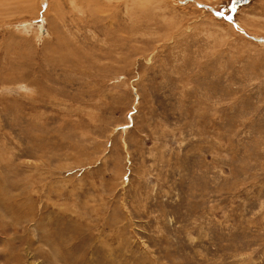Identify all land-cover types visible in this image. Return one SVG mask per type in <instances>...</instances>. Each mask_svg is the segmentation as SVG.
Returning <instances> with one entry per match:
<instances>
[{"label": "rangeland", "instance_id": "374dc122", "mask_svg": "<svg viewBox=\"0 0 264 264\" xmlns=\"http://www.w3.org/2000/svg\"><path fill=\"white\" fill-rule=\"evenodd\" d=\"M150 1L0 15V264H264V0Z\"/></svg>", "mask_w": 264, "mask_h": 264}, {"label": "bare ground", "instance_id": "6f19581e", "mask_svg": "<svg viewBox=\"0 0 264 264\" xmlns=\"http://www.w3.org/2000/svg\"><path fill=\"white\" fill-rule=\"evenodd\" d=\"M38 1V0H37ZM36 1V2H37ZM43 1H45V0H42V2ZM71 1V3L73 4V0H70ZM138 3V5H140V9H139V11L140 12H142L141 14L143 15V17L145 16V17H149V18H146L147 19V21H149V19H150V21L149 22H151V18H153L154 17V19L156 18L155 16L156 15H160V14H162V12L160 13V12H158V11H160V9L161 8H163L162 6H163V4L161 3V2H158V4L156 3L155 5L153 4V3H151V1L150 0H125V14H126V16H127V19L126 20H130L131 21V23H132V25H133V27L135 28V31H138L139 30V28L141 27L140 25H141V23H139L140 25V27H138V26H135V24H134V22H135V18L137 17H134V15H138L139 13H138V9H135L136 7H130V6H134V4L136 3V2ZM153 1V0H152ZM9 0H0V15H2V13H4V12H6L7 10H8V7H9ZM35 1L34 0H19V4L20 5H18V7H21V9L23 10V11H27L28 13H33V14H40L39 12H40V10L38 9H36L37 7H36V2L34 3ZM105 2V1H104ZM154 2V1H153ZM43 4H44V2H43ZM106 4V3H105ZM110 4H112V3H110ZM118 5H121L120 3H117ZM123 5V4H122ZM15 6H17V5H15ZM56 6V5H55ZM109 6V5H108ZM136 6V5H135ZM14 7V6H13ZM103 7H105V6H103ZM7 8V9H6ZM14 8H16V7H14ZM122 8V7H121ZM53 7H52V12H53ZM109 9V8H108ZM107 9V10H108ZM164 9H165V7H164ZM13 10V9H12ZM77 10V9H76ZM80 10V9H79ZM106 10V9H105ZM80 11H82V10H80ZM80 11H78V12H80ZM84 11V10H83ZM167 11H170V10H167ZM171 12V11H170ZM64 13V12H63ZM81 13V12H80ZM112 13H113V11H112ZM65 14V13H64ZM119 14V13H118ZM118 14H116V15H118ZM165 14V13H164ZM163 14V15H164ZM4 15V14H3ZM49 15H50V13H49ZM72 15H73V13H72ZM94 15V14H93ZM120 15V14H119ZM38 16V15H37ZM63 16V15H62ZM123 16V15H122ZM84 17H85V15H84ZM95 17V16H94ZM115 17H117V16H115ZM139 17H140V14H139ZM139 17H138V20H139ZM91 18H92V14H91ZM113 18H114V15H113ZM123 18H124V16H123ZM126 18V17H125ZM124 18V19H125ZM63 19V18H62ZM84 19V18H83ZM83 19H82V21H83ZM158 19V17L156 18V20ZM0 20H2L1 18H0ZM93 20V19H92ZM98 20V19H97ZM119 20V19H118ZM118 20H115V21H118ZM137 20V21H138ZM159 20V19H158ZM58 21H61V19H60V16H59V18H56V24H57V26H58V30H54L53 29V26L51 27L50 26V34L53 32V38L55 39V41H59L60 39H63L64 38V34H63V30H62V27H61V25H60V23L58 22ZM64 21H65V19H64ZM85 21V20H84ZM87 21V20H86ZM90 21V20H89ZM114 21V20H113ZM145 21V20H144ZM53 23H55V20H53L52 21ZM72 22V21H71ZM96 22V21H95ZM139 22H141V21H139ZM149 22L147 23V24H149ZM153 23H154V21H152ZM23 23V22H22ZM34 23V24H33ZM33 23H31L30 24V22H27V20H26V22L25 23H23V24H20V26H15L16 27V30L17 31H20V33H24L25 34V31L24 30H29V32H31L32 31V33H34L33 34V39L34 40H38V38L40 37L39 36V32H38V28L37 27H35V26H37V24H36V22L35 21H33ZM63 23H65V22H63ZM62 23V24H63ZM77 23H79V22H77ZM76 23V24H77ZM81 23V22H80ZM123 24V26H124V23H125V21L124 22H122ZM143 23V22H142ZM159 23V22H158ZM157 23V24H158ZM67 24H69V23H67ZM66 24V25H67ZM82 24V23H81ZM100 24V23H99ZM103 24H105V23H103ZM102 24V25H103ZM118 24H120V23H118ZM117 24V25H118ZM151 24V23H150ZM51 25V24H50ZM64 25V24H63ZM65 25V26H66ZM73 25H75V24H73ZM78 25V24H77ZM92 25V24H91ZM101 25V26H102ZM126 25V24H125ZM143 25V24H142ZM159 25V24H158ZM40 26V25H39ZM38 26V27H39ZM70 26H71V24H70ZM100 26V25H99ZM119 26V25H118ZM151 26V25H150ZM1 27V26H0ZM64 27V26H63ZM69 27V26H68ZM104 27V26H103ZM126 27H127V25H126ZM7 28H9V27H7ZM44 28V27H43ZM42 28V29H43ZM73 28V27H72ZM71 28V29H72ZM127 28H129V30H130V27L128 26ZM146 28H148V27H146ZM1 29V28H0ZM113 29V28H112ZM121 29V28H120ZM119 29V30H120ZM123 29V28H122ZM132 29V28H131ZM68 30H70V29H68ZM127 30V29H126ZM125 30V31H126ZM24 31V32H23ZM71 32V31H70ZM101 32V31H100ZM104 32V31H103ZM107 32V31H106ZM110 31H108V33H109ZM114 32V31H113ZM112 32V33H113ZM127 32V31H126ZM26 33H27V31H26ZM111 33V34H112ZM128 33V32H127ZM72 34V33H71ZM106 35H107V33H105ZM116 34V33H115ZM43 35V34H42ZM110 35V34H109ZM131 35V34H130ZM6 36V35H5ZM115 36V35H114ZM133 36V35H132ZM42 37V36H41ZM116 37H117V41H119L118 40V35L116 34ZM122 37V36H121ZM134 37V36H133ZM20 39H21V37H19ZM48 38V37H47ZM85 38V37H84ZM5 39V38H4ZM3 39V40H4ZM27 39V38H26ZM32 39V38H31ZM122 39V38H121ZM125 39V41H130V40H128V39H126V38H124ZM136 39V38H135ZM17 40H19L18 39V37L17 36H14V35H12V37H10L9 38V36H8V38L6 39V40H4V41H2L1 42V46H0V49H5L6 50V54H5V56L3 57V58H6V60L7 61H10V60H14L18 55L19 56H21L22 57V59H24L27 63H28V65L26 66V67H24L23 69H20L19 68V66H22V65H16L14 62H12L11 63V65L10 66H6V65H4V62L3 61H1L0 62V68H1V72H2V69H4V70H6V72L5 73H9V76H13V74L15 75V73L16 74H19V75H15L16 77H18V79H17V81L14 83V84H12V85H18V82H20V81H22V83H24L23 81H24V79L25 78H23V77H26V80H29V79H31V80H33L32 79V77H31V73L33 74V75H36V73H37V70L38 69H40V66H37L36 68H35V64H36V62L34 63L33 61H42V59L40 58V57H36L35 55H32V54H27V56L25 57V54L23 53V55H22V52L21 51H12V48L14 49V47H12L11 46V44L12 43H15V41H16V43H18V41ZM43 40V39H42ZM41 40V41H42ZM45 40H47L46 38H45ZM87 40V39H86ZM258 40H260L263 44H264V39L263 38H259ZM28 41V40H27ZM48 41V40H47ZM46 41V42H47ZM92 41V40H91ZM133 41V40H132ZM138 41V40H137ZM30 42V41H29ZM128 42H127V44H128ZM85 43H86V41H85ZM121 43H122V41H121ZM20 44V43H19ZM90 44V43H89ZM114 44V43H113ZM123 44V43H122ZM121 44V45H122ZM126 44V43H125ZM134 44V43H133ZM16 45V44H15ZM48 45H50V46H52L53 47V41L52 42H48V44H46V45H44V48H46V46H48ZM92 45V44H91ZM94 45V44H93ZM99 45V44H98ZM117 45V44H116ZM101 46V45H100ZM118 46H119V44H118ZM118 46H116V48L118 47ZM123 47V46H122ZM49 48V47H48ZM101 47H99V49H100ZM105 48V47H104ZM111 48V47H110ZM110 48H107L106 47V49H110ZM119 48H120V46H119ZM73 49H75V50H81L79 47H78V45L76 44L75 46H74V48ZM72 49V50H73ZM97 49H98V47H97ZM95 50L94 52H92V53H89V52H85V53H83L82 55H83V57L82 58H79L77 61H72L71 60V63H70V65L69 66H73L75 63H78V62H82V59L83 60H91V62H95L94 60H95V58H93V54H96V55H98V56H100V58H102V57H105V58H107V56L108 55H111V53H109V52H107V51H105V50H103V48H102V50L100 49H98V50ZM118 49V48H117ZM70 48H68V50L67 51H69V52H71L72 51ZM111 50V49H110ZM112 50H114V48H112ZM112 50H111V52H112ZM121 50V49H120ZM43 51H44V49H43ZM45 52V51H44ZM115 52V51H114ZM117 52V51H116ZM1 53V52H0ZM113 53V52H112ZM121 53V52H120ZM46 55V54H45ZM34 56V57H33ZM97 57V56H96ZM109 57V56H108ZM2 58V57H1ZM5 60V61H6ZM44 60H47L48 61V59L46 58V59H43V61ZM99 60H102V59H99ZM6 61V62H7ZM60 62V61H59ZM90 62V61H89ZM100 64V63H99ZM69 66H66V65H63V64H60V63H56V64H51L50 65V67H51V69H54V68H56V67H60V68H64V67H69ZM38 75V74H37ZM21 76V77H20ZM40 77H41V75H39ZM19 77H20V79H19ZM35 78V77H34ZM13 79H15V78H13ZM30 80V81H31ZM39 80V79H38ZM41 80V79H40ZM14 81V80H13ZM40 82V81H39ZM21 83V82H20ZM32 83V82H31ZM36 85H37V83H36ZM39 83H38V87H39ZM4 86V85H3ZM25 87V86H24ZM28 87V86H27ZM4 88H6V85L4 86ZM18 88V87H17ZM10 91V90H9ZM63 259V258H62Z\"/></svg>", "mask_w": 264, "mask_h": 264}]
</instances>
